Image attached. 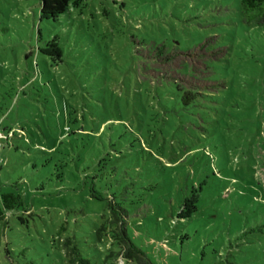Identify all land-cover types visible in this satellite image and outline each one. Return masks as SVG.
<instances>
[{"label":"rangeland","instance_id":"obj_1","mask_svg":"<svg viewBox=\"0 0 264 264\" xmlns=\"http://www.w3.org/2000/svg\"><path fill=\"white\" fill-rule=\"evenodd\" d=\"M241 1L80 0L55 22L0 0V195L25 203L0 264H70L69 239L102 264L113 199L153 264H264V26ZM161 79L202 85L200 111Z\"/></svg>","mask_w":264,"mask_h":264},{"label":"trees","instance_id":"obj_2","mask_svg":"<svg viewBox=\"0 0 264 264\" xmlns=\"http://www.w3.org/2000/svg\"><path fill=\"white\" fill-rule=\"evenodd\" d=\"M79 1L40 0L41 20L57 22L61 17L69 14L72 9L78 8V6L80 8V5H78ZM241 2L245 24L249 26H264V0H242ZM104 15L108 16V13L104 11ZM149 49L152 51L151 53L149 52V55H154L157 58H167L169 56V49L166 46H152ZM135 58L146 60L145 56H140V54L135 55ZM188 72L191 74V69L190 71H186L184 68L179 70V74L182 76L188 74ZM161 80H163L161 82L163 86L169 89L166 95H170L169 97L174 95L175 97L173 98L176 99V102L181 106V110L185 111L186 114L192 115L200 111L202 105L201 98L204 97L203 93H201L202 85L201 88H188L170 79ZM171 90L173 93H171ZM5 140L8 141L9 137L7 136ZM254 146V144L251 145L250 156L253 155L251 151L254 149ZM92 197L96 200L104 201V198L95 192H93ZM195 198L192 197L186 202L180 213L181 219L191 218L198 212L197 205L199 201ZM20 208L25 209V203L20 195L13 193L0 195V222L4 223L5 228L8 226L10 214ZM109 210L112 218L96 231V237L100 243L108 239L111 244H116L120 250L118 252H110L102 264H153L146 253L138 248L129 237L127 229L128 212L119 206L114 199L109 203ZM62 231H64V228ZM64 245L67 249V257L70 264H92L80 255L79 249L71 239L66 240Z\"/></svg>","mask_w":264,"mask_h":264},{"label":"built area","instance_id":"obj_3","mask_svg":"<svg viewBox=\"0 0 264 264\" xmlns=\"http://www.w3.org/2000/svg\"><path fill=\"white\" fill-rule=\"evenodd\" d=\"M4 138V136L2 137V135L0 134V143H1V140ZM0 148H1V144H0ZM1 155V153H0ZM1 164V163H0Z\"/></svg>","mask_w":264,"mask_h":264}]
</instances>
